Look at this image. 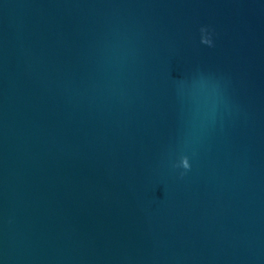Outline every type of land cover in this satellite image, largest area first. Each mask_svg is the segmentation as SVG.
<instances>
[{"label":"water","instance_id":"water-1","mask_svg":"<svg viewBox=\"0 0 264 264\" xmlns=\"http://www.w3.org/2000/svg\"><path fill=\"white\" fill-rule=\"evenodd\" d=\"M0 264H264V0H0Z\"/></svg>","mask_w":264,"mask_h":264},{"label":"clouds","instance_id":"clouds-1","mask_svg":"<svg viewBox=\"0 0 264 264\" xmlns=\"http://www.w3.org/2000/svg\"><path fill=\"white\" fill-rule=\"evenodd\" d=\"M201 31L202 32H206L207 30L204 29V28H202ZM202 42L205 43V44H208V45H212V40H211V38H210L209 35H206V38L205 39H202Z\"/></svg>","mask_w":264,"mask_h":264}]
</instances>
